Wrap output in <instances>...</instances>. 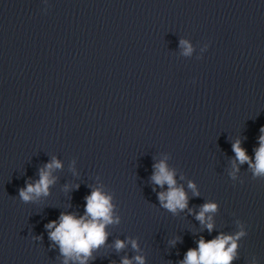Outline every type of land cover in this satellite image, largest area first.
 Here are the masks:
<instances>
[{
	"label": "water",
	"instance_id": "1",
	"mask_svg": "<svg viewBox=\"0 0 264 264\" xmlns=\"http://www.w3.org/2000/svg\"><path fill=\"white\" fill-rule=\"evenodd\" d=\"M262 128L264 0H0V264H64L45 226L84 216L94 189L119 223L87 264H181L238 231L232 264H264V177L232 150L254 163ZM53 157L49 194L21 201ZM160 161L187 193L175 214L151 180Z\"/></svg>",
	"mask_w": 264,
	"mask_h": 264
},
{
	"label": "clouds",
	"instance_id": "2",
	"mask_svg": "<svg viewBox=\"0 0 264 264\" xmlns=\"http://www.w3.org/2000/svg\"><path fill=\"white\" fill-rule=\"evenodd\" d=\"M47 3V0H45ZM180 46L183 49L182 55L191 56L194 49L187 40H181ZM259 137V147L255 150V162L247 155L246 150L241 147L239 140L232 144L235 158L241 164L248 163L252 169L254 177H264V128L261 129ZM154 172L151 177L155 185L164 187L167 191L158 193V199L163 208L172 213L177 210L183 211L187 208L188 197L183 186H177L175 170L168 167L165 161L155 164ZM62 168V163L55 157L39 171V180L34 183L26 182V186L19 190V198L24 203H29L41 196L49 194V188L55 183L56 178L52 176L54 169ZM233 178H235L233 174ZM188 187L193 190L195 195H199L196 185L189 181ZM114 205L112 197L103 193L100 189H94L86 197L85 215L77 218L74 214L61 213L59 223L49 222L45 227L49 230V239L59 246L60 253L64 256V264L69 260L78 261L79 264H87L93 250L105 244L108 233L106 227L113 223H119V218L113 215ZM217 210V204L206 202L196 214V219L205 224L211 232L214 224L212 217L207 215ZM244 231H238L233 235L221 233L216 238L206 241L201 237L198 247L189 249L181 261V264H232L237 258L238 241L245 236ZM133 249H138L135 240H130ZM126 246L125 241L117 240L115 248L121 250ZM145 264V258L137 255L133 259L123 258L121 264Z\"/></svg>",
	"mask_w": 264,
	"mask_h": 264
}]
</instances>
